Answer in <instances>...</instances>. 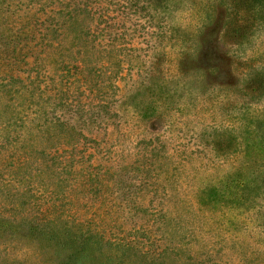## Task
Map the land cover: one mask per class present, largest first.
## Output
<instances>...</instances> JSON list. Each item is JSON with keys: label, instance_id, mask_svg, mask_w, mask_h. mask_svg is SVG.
I'll list each match as a JSON object with an SVG mask.
<instances>
[{"label": "rangeland", "instance_id": "rangeland-1", "mask_svg": "<svg viewBox=\"0 0 264 264\" xmlns=\"http://www.w3.org/2000/svg\"><path fill=\"white\" fill-rule=\"evenodd\" d=\"M158 4L0 0V264H37L39 249L13 242L6 222L13 202L29 201L150 248L179 242L202 264H264V0ZM83 7L78 19L62 16ZM84 25L122 26V68L80 75L62 49L50 69H33L42 44L58 40L45 26L71 35ZM66 80L65 116L86 109L71 154L55 130L26 133L38 108L43 130L62 112L55 92ZM101 100L110 112L88 113Z\"/></svg>", "mask_w": 264, "mask_h": 264}, {"label": "trees", "instance_id": "trees-1", "mask_svg": "<svg viewBox=\"0 0 264 264\" xmlns=\"http://www.w3.org/2000/svg\"><path fill=\"white\" fill-rule=\"evenodd\" d=\"M158 4L159 0H152ZM159 5V4H158ZM46 18H49L54 13V9L50 8L46 12ZM62 16H67L68 19H78L80 14H88L85 7L81 9H71L62 12ZM34 14V13H33ZM33 17V15L31 14ZM37 20L36 18L33 19ZM50 33H56L58 35L57 41H49L42 44L44 49L41 55L38 54L32 57L33 69L38 71V67L43 64L45 68L50 69L52 66L49 64L50 61H55V56L63 54L65 49V57H72L77 59L81 64L78 73L81 75L86 70H90V74H100L104 68L108 69V65L111 68L108 69L106 74H109L115 69H120V64L126 59L125 52L123 50L124 42L121 41V37L125 36L122 26L113 25L108 28L106 27H87L82 26L76 27L73 30L74 33L69 35L67 28H51L45 26ZM53 34H50V37ZM83 44L78 43V39H82ZM51 39V38H48ZM74 39V41H73ZM73 45L77 47L73 48ZM124 53V54H123ZM41 59V61H37ZM97 60H102L101 66H95ZM60 70H67L66 59L62 58L59 60ZM30 61L27 63L31 64ZM89 67L87 66L88 63ZM100 61H98L99 63ZM46 71V69H45ZM32 76H30L31 79ZM88 81V79H87ZM158 84L164 85L168 81L163 78H159ZM66 83V88L60 90V94L55 92V96L61 103L62 108L60 113L55 114L53 121L45 122V130L42 129V124H33L35 118H39L42 109L38 108L34 112L32 120L26 127L29 137L37 136L39 131H51L55 130L59 133L57 140L66 141L70 145V149L64 148L61 150L64 152L77 150L76 146L79 140L76 139V135L85 137V134L81 130L76 128L75 117L81 119L84 115L85 108L79 105L78 114H75L77 108L72 110L71 114H66L64 108H69L70 102L68 100L70 91V80ZM33 86L30 80L26 84V88L31 90ZM39 92V91H38ZM37 93V92H36ZM36 93L33 97L36 96ZM63 94L66 96L63 97ZM167 94V93H164ZM38 95V94H37ZM49 96L51 94H48ZM94 103V104H93ZM86 104L88 113L94 112H110L108 107L104 105L102 100L100 102H93ZM50 106L52 102L48 103ZM131 107V106H130ZM136 107V106H134ZM36 109V108H35ZM107 112V113H108ZM64 113V114H63ZM100 121L105 116H98ZM96 120H94L95 122ZM86 122V121H84ZM44 125V124H43ZM4 128V125L2 126ZM0 128V130L2 129ZM36 139H32V144ZM37 142V141H36ZM42 148V154L48 156V159H52L51 152ZM56 152V151H55ZM54 152V153H55ZM59 156V160L62 157ZM67 159L69 155L63 156ZM15 195V194H14ZM22 204H27L28 208L26 213L21 216H16L14 213L16 209H20ZM41 203L39 202H13L11 209L13 215L10 219H6L8 234L12 238L13 242H29L34 249H39V259L36 261L37 264H202L199 259L193 257L192 254L182 250L179 242H171L161 248L154 249L150 248L149 244L134 240L133 238H125L120 236H107L105 233L99 231L96 227L86 225L82 221H72L67 217L60 218L54 214H50L47 210L40 208ZM0 217V226L3 222ZM150 241V240H149Z\"/></svg>", "mask_w": 264, "mask_h": 264}]
</instances>
